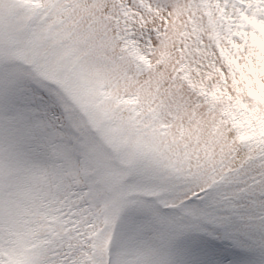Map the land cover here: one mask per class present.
Masks as SVG:
<instances>
[{"label":"snow or ice","instance_id":"1","mask_svg":"<svg viewBox=\"0 0 264 264\" xmlns=\"http://www.w3.org/2000/svg\"><path fill=\"white\" fill-rule=\"evenodd\" d=\"M17 3L0 264H264V0Z\"/></svg>","mask_w":264,"mask_h":264},{"label":"rangeland","instance_id":"2","mask_svg":"<svg viewBox=\"0 0 264 264\" xmlns=\"http://www.w3.org/2000/svg\"><path fill=\"white\" fill-rule=\"evenodd\" d=\"M20 15L21 7L18 5L17 0H3V3L0 4V17L3 19L5 32H7L8 24L11 21L16 20ZM5 43H7V40H5ZM4 56L7 58V50H5ZM25 67H28V65H25ZM127 148L128 145L126 141L117 142V146L114 150L117 152L118 163H127L126 159L121 158L127 157L129 155V153L126 151Z\"/></svg>","mask_w":264,"mask_h":264}]
</instances>
